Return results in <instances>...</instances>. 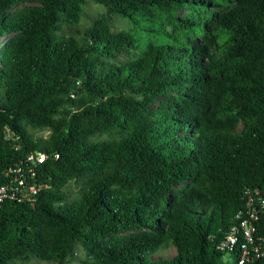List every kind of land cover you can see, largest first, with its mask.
I'll use <instances>...</instances> for the list:
<instances>
[{
    "label": "trees",
    "instance_id": "obj_1",
    "mask_svg": "<svg viewBox=\"0 0 264 264\" xmlns=\"http://www.w3.org/2000/svg\"><path fill=\"white\" fill-rule=\"evenodd\" d=\"M86 1L0 0V186L36 188L0 204V264H229L264 199V0H90L132 30L58 40Z\"/></svg>",
    "mask_w": 264,
    "mask_h": 264
},
{
    "label": "built area",
    "instance_id": "obj_2",
    "mask_svg": "<svg viewBox=\"0 0 264 264\" xmlns=\"http://www.w3.org/2000/svg\"><path fill=\"white\" fill-rule=\"evenodd\" d=\"M45 159L46 155L42 153H32L27 157L26 161L36 165L43 163ZM29 174L31 178L35 176L33 169L29 170ZM15 180L17 183L15 191H12L9 186H0V204L6 200H18V194L23 195L25 190L30 194L36 193L35 187H24V178ZM254 201L252 196L247 198L245 210L237 215L236 223L230 227L228 234L218 245V250L225 257H229L237 252L238 264H247L253 259L264 260V239L256 237L260 222L259 214L264 210V199L257 198L259 209H256L254 206Z\"/></svg>",
    "mask_w": 264,
    "mask_h": 264
},
{
    "label": "rangeland",
    "instance_id": "obj_3",
    "mask_svg": "<svg viewBox=\"0 0 264 264\" xmlns=\"http://www.w3.org/2000/svg\"><path fill=\"white\" fill-rule=\"evenodd\" d=\"M95 21L102 22L106 27H108L113 32L132 30V25L130 22H128V20L113 14L106 7L88 0L83 5L81 15L76 24L74 25H68L63 23L59 24L55 34L56 38L58 40H61L69 36L70 34L74 33L76 30L82 31L83 29L92 25L93 22ZM11 36L12 35L1 37L0 44L7 41V39H9ZM134 38L136 39L139 45V49L136 51L137 54L142 53L146 48V44L152 41L150 36H148L146 33L143 32H135ZM34 135L36 137L44 138L48 136V132L45 130H41L38 132H34ZM69 190H70V194H69L70 198L73 197L75 193H78V187H76L75 184L73 183H71ZM160 254L163 257H171L175 255V250L173 248H169L167 250L162 251ZM74 255H75L74 260L67 264H79V261L84 258V253L81 250V248H79V246L76 248ZM228 262L229 264H238L236 258L233 256L228 257ZM21 264H56V263L32 260L27 263H21Z\"/></svg>",
    "mask_w": 264,
    "mask_h": 264
}]
</instances>
